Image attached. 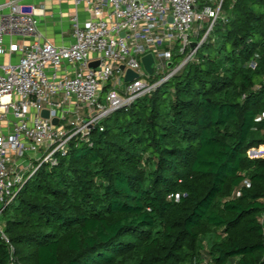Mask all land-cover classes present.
<instances>
[{"label": "trees", "instance_id": "1", "mask_svg": "<svg viewBox=\"0 0 264 264\" xmlns=\"http://www.w3.org/2000/svg\"><path fill=\"white\" fill-rule=\"evenodd\" d=\"M222 15L182 72L40 166L0 264H264V0Z\"/></svg>", "mask_w": 264, "mask_h": 264}, {"label": "built area", "instance_id": "2", "mask_svg": "<svg viewBox=\"0 0 264 264\" xmlns=\"http://www.w3.org/2000/svg\"><path fill=\"white\" fill-rule=\"evenodd\" d=\"M72 1L73 41L62 45L43 39L42 7L0 3V57L19 55L0 62V233L6 241L1 215L40 166L57 163L74 138L90 142L105 118L182 72L217 22L226 20L224 0ZM192 41L198 42L194 49ZM148 54L155 59L153 74L143 63ZM95 61L98 68L91 67ZM128 69L138 76L127 80Z\"/></svg>", "mask_w": 264, "mask_h": 264}, {"label": "crops", "instance_id": "3", "mask_svg": "<svg viewBox=\"0 0 264 264\" xmlns=\"http://www.w3.org/2000/svg\"><path fill=\"white\" fill-rule=\"evenodd\" d=\"M9 0H0V3ZM34 4L37 8H43L38 16L39 31L44 40H49L56 45L69 44L73 41L71 18L75 12L72 0H20ZM8 10V9H7ZM81 18L86 17L84 10L80 12ZM18 54H6L0 57V62L17 61Z\"/></svg>", "mask_w": 264, "mask_h": 264}, {"label": "water", "instance_id": "4", "mask_svg": "<svg viewBox=\"0 0 264 264\" xmlns=\"http://www.w3.org/2000/svg\"><path fill=\"white\" fill-rule=\"evenodd\" d=\"M197 45H198L197 41H192L191 42V48L192 49L196 48ZM143 63H144V66H145L146 70L150 74H153L154 73V69H155V59H154L153 55L152 54H148V55L144 56L143 57ZM98 65H99V61H95V62L91 63V67H94V68H98ZM137 76H138V73L135 72L132 69H128L127 72H126V79L127 80H132L133 78H135ZM42 115L44 117H46V118H49V116H50L49 110L44 109L42 111ZM53 122L54 123H58L59 122V118L58 117H54L53 118Z\"/></svg>", "mask_w": 264, "mask_h": 264}, {"label": "rangeland", "instance_id": "5", "mask_svg": "<svg viewBox=\"0 0 264 264\" xmlns=\"http://www.w3.org/2000/svg\"><path fill=\"white\" fill-rule=\"evenodd\" d=\"M199 4H201V3H199ZM206 51L207 50H205V52ZM158 78H160V76H155L153 78V80H157ZM102 101L103 102L105 101L104 97L102 98ZM248 154H249L250 157H258V156L264 157V146L252 148V149L249 150Z\"/></svg>", "mask_w": 264, "mask_h": 264}]
</instances>
